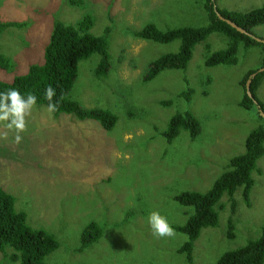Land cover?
<instances>
[{
    "label": "rangeland",
    "instance_id": "374dc122",
    "mask_svg": "<svg viewBox=\"0 0 264 264\" xmlns=\"http://www.w3.org/2000/svg\"><path fill=\"white\" fill-rule=\"evenodd\" d=\"M215 2L220 9L240 12L264 5V0ZM88 13L95 18L92 32L108 38L111 66L98 77L100 55L82 60L72 96L86 108L111 110L118 117L114 128L73 114L55 116L45 104H36L21 143L14 142V131L0 139V186L15 197L16 209L26 213L31 227L59 241L47 264H219L225 251L262 233L264 155L253 172L250 203L242 188L233 200L224 196L219 224L201 231L192 261L180 252L188 236L176 230L192 207L175 196L210 189L230 159L245 151L249 132L264 127L257 104L251 109L240 104L246 76L264 64V49L241 41L236 64L208 66L207 56L230 42L213 32L196 45L186 69H166L146 81L149 64L177 52L181 41L160 43L132 31L146 24L163 30L207 26L204 0H0V22L22 23L0 34V53L12 64L0 68V79L12 81L31 64L42 63L54 24H76ZM253 33L264 38V25ZM187 89L193 90L191 100L181 96ZM256 96L264 105V76ZM185 110L198 118L200 134L192 139L182 130L168 141L164 133L172 116ZM152 211L168 218L174 236L153 235ZM91 221L101 225L102 236L80 251L82 232ZM0 264L20 263L0 251Z\"/></svg>",
    "mask_w": 264,
    "mask_h": 264
},
{
    "label": "trees",
    "instance_id": "16d2710c",
    "mask_svg": "<svg viewBox=\"0 0 264 264\" xmlns=\"http://www.w3.org/2000/svg\"><path fill=\"white\" fill-rule=\"evenodd\" d=\"M204 5L210 18L207 26H183L163 30L154 24H146L141 29L132 31L139 38L160 43L181 41L177 52L163 54L149 64L144 80H152L166 69H186L196 45L205 41L213 32L225 35L230 42L227 48L207 56L205 63L208 66L236 64L241 41L260 45L264 49V42L259 41L256 38L259 36L253 33L254 27L264 25V5L248 12L220 9L215 0H204ZM218 13L233 20L248 33L237 30L221 19ZM94 19L93 15L88 13L76 24L55 21L50 39L44 48V61L31 64L27 72L14 76L12 81L0 79V92L18 89L25 96L31 92L37 96V104L48 106L45 90L51 85L56 92L53 102L58 103V110L53 113L55 116L61 113L73 114L79 120H96L106 130H112L118 117L111 110L101 107L86 108L72 96L74 90L72 88L79 76V65L82 60L88 59L94 53L100 55V62L94 73L98 77L105 76L111 66L108 38L106 35H96L92 32ZM21 26L22 23L16 21L0 22V34L9 27ZM11 66L10 58L0 53V68L8 70ZM259 69L250 71L246 76V82L251 74ZM263 76L264 71L258 72L253 79L252 98L247 93L245 84L246 92L240 103L242 107L246 109L256 107V99L264 110V105L256 96L257 87ZM192 92L193 90L187 89L181 96L191 100ZM260 116L264 118L261 112ZM182 130L188 131L192 139L201 132L198 118L189 110L176 112L164 135L168 141H172ZM263 155L264 127L258 126L246 137L245 151L230 159L228 168L216 178L210 189L205 192L187 190L175 196L180 204L192 207L186 223L176 226V230L188 236L180 252L186 253L189 261H192L194 244L201 231L219 224V206L224 196L233 200L235 192L242 188L245 202L250 203V193L254 185L253 172L257 168V161ZM15 202V197L0 186V251L10 261L20 264H47L46 257L60 247L59 241L51 232L31 227L27 223L26 213L18 211ZM102 231L100 224L91 221L82 232L81 245L78 249L82 251L99 240ZM231 236L233 237V234ZM9 248L12 249L11 253L8 252ZM263 263L264 227L260 237L248 241L239 248L225 251L219 258V264Z\"/></svg>",
    "mask_w": 264,
    "mask_h": 264
},
{
    "label": "clouds",
    "instance_id": "9594fccd",
    "mask_svg": "<svg viewBox=\"0 0 264 264\" xmlns=\"http://www.w3.org/2000/svg\"><path fill=\"white\" fill-rule=\"evenodd\" d=\"M56 95L55 89L49 85L45 90V99L49 101L48 113L58 110V103L53 102ZM37 104V96L29 92L22 95L18 89H8L0 92V122H3L4 129L0 131V139H7L8 134L14 131V142H22L21 133L27 131L28 118L32 115V110ZM148 223L154 236L158 238L171 237L175 231L170 225L168 218L159 211H152L148 217Z\"/></svg>",
    "mask_w": 264,
    "mask_h": 264
},
{
    "label": "water",
    "instance_id": "95a60500",
    "mask_svg": "<svg viewBox=\"0 0 264 264\" xmlns=\"http://www.w3.org/2000/svg\"><path fill=\"white\" fill-rule=\"evenodd\" d=\"M220 18L227 21L229 24H231L233 27H235L237 30L241 31L242 33H248L246 29H244L243 27L239 26L236 22H234L233 20L223 16L221 13H218ZM259 41H263L264 39L256 37ZM264 71V67L260 68L257 72H254L251 74V77L248 79L247 83H246V89H247V93L251 96H253V92L251 90V84L253 79L256 77L258 72H263ZM255 99V98H254ZM255 103L259 106V109L261 111L262 116H264V110L261 108V105H259V102L255 99Z\"/></svg>",
    "mask_w": 264,
    "mask_h": 264
},
{
    "label": "bare ground",
    "instance_id": "6f19581e",
    "mask_svg": "<svg viewBox=\"0 0 264 264\" xmlns=\"http://www.w3.org/2000/svg\"><path fill=\"white\" fill-rule=\"evenodd\" d=\"M252 98V97H251ZM260 105V104H259Z\"/></svg>",
    "mask_w": 264,
    "mask_h": 264
}]
</instances>
